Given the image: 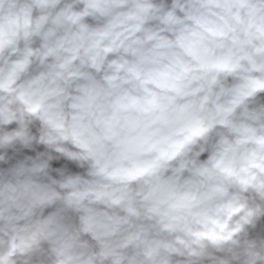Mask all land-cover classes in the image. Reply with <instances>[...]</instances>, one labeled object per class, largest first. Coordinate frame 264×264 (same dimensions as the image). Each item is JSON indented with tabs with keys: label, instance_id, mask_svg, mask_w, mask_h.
Wrapping results in <instances>:
<instances>
[{
	"label": "clouds",
	"instance_id": "clouds-1",
	"mask_svg": "<svg viewBox=\"0 0 264 264\" xmlns=\"http://www.w3.org/2000/svg\"><path fill=\"white\" fill-rule=\"evenodd\" d=\"M0 264H264V0H0Z\"/></svg>",
	"mask_w": 264,
	"mask_h": 264
}]
</instances>
